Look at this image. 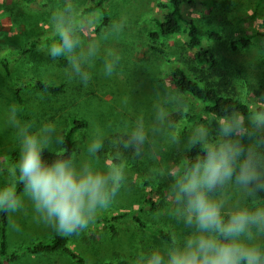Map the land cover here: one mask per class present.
<instances>
[{"label":"rangeland","instance_id":"374dc122","mask_svg":"<svg viewBox=\"0 0 264 264\" xmlns=\"http://www.w3.org/2000/svg\"><path fill=\"white\" fill-rule=\"evenodd\" d=\"M90 1L35 0L24 4L0 0V58L10 60V76L0 67V184L14 179L10 157L15 154L17 161L19 156L16 131L7 123L9 105L19 109V119L31 123L33 132L50 121L64 136L71 118L84 121L85 127L72 138V158L77 162L90 159L87 146L98 134L103 147L94 165L100 170L122 165L125 180L110 207L101 211L87 229L71 236L69 247L84 264H136L138 257L151 249L170 246L140 224L165 229L173 241L190 231L176 216L171 188L187 161L194 123L204 122L211 115L200 102L179 93L172 84L171 66L192 71L185 37L174 35L155 41L149 36L156 28L152 18L160 15L156 5L164 0H110L106 4L109 24L98 31V12L83 13ZM207 1L206 5L205 0H193V7L184 9L185 15L201 30L204 45L218 58V67L228 76L232 91L250 105L252 98H264V0ZM59 12L72 19L74 35L80 41L78 54L87 57L90 48L97 49L85 65L91 76L86 85L68 74V63L61 66L49 57L46 47H31L32 42L57 34L52 17ZM114 25L118 27L114 29ZM211 33L218 38L210 39ZM243 37L249 38V45L234 50L231 42ZM109 52L119 59L113 74L106 76L104 64L112 59ZM32 79L61 85L62 92L50 94L21 87ZM176 96L185 104L179 110L173 102L164 103L166 99L174 101ZM157 104L168 110L172 127L165 126L161 134L150 136V142L137 155L125 148L122 140L137 117L152 122ZM169 132L178 137L177 142L170 141ZM46 148L57 152L61 145L53 143ZM262 194H258L259 203H264ZM224 195L230 200L240 198L235 190ZM147 197L155 203L153 211L143 208ZM56 235L60 234L34 219L30 202L25 199L23 210L8 214L5 228L6 256L16 257L11 261L0 257V264H77L59 251L28 253L32 245Z\"/></svg>","mask_w":264,"mask_h":264},{"label":"clouds","instance_id":"9594fccd","mask_svg":"<svg viewBox=\"0 0 264 264\" xmlns=\"http://www.w3.org/2000/svg\"><path fill=\"white\" fill-rule=\"evenodd\" d=\"M52 20L58 40L47 48L48 56L64 58L68 74L86 85L91 76L85 65L97 49L90 48L87 57L78 54L80 41L71 17L59 12ZM84 27L82 23L80 28ZM109 56L111 62L104 64L106 76L113 74L119 59L114 52ZM170 102L177 110L185 107L179 96L164 101ZM249 103L246 117L225 109L221 115L194 123L188 143L198 146L200 154L181 166L171 188L176 216L190 231L171 246L140 255L136 264H264V203L258 202V194L264 193V98H252ZM18 113L14 104L9 105L7 123L16 131L19 156L12 170L14 179L0 184V213L23 210L27 199L34 219L57 234L71 236L87 229L113 203L125 180L124 167L112 164L100 170L94 165L103 147L98 134L87 146L88 160L45 159L44 149L53 143L62 145L64 137L50 121L33 132L31 123L21 122ZM165 126L172 127L169 112L157 104L151 123L142 116L135 119L123 146L138 155L150 136L161 134ZM169 138L178 141L171 132ZM228 190L237 191L240 198L230 200L224 195Z\"/></svg>","mask_w":264,"mask_h":264},{"label":"trees","instance_id":"16d2710c","mask_svg":"<svg viewBox=\"0 0 264 264\" xmlns=\"http://www.w3.org/2000/svg\"><path fill=\"white\" fill-rule=\"evenodd\" d=\"M24 4H33L35 0H19ZM110 0H91L87 8L83 13H90L97 11L99 14L98 25L96 30L106 28L109 24L108 13L106 4ZM206 5L208 1L205 0ZM193 0H164L159 1L156 5L157 10L160 12L158 17H153V23L155 30L149 32L151 39L159 41L162 39H168L174 35H183L185 37V48L190 56L187 62L192 66V71L189 73L186 69L173 65L170 67V77L173 86L181 93L188 95L204 107V110L209 115H221L225 109L239 111L245 117L249 114L251 105L241 100L232 91L229 86V79L226 73L219 69V61L214 52L203 43L202 32L194 21L187 19L184 9L193 7ZM210 39H217L218 36L214 33L209 34ZM58 35L51 37H45L40 40H36L31 43V47L42 45L48 48L52 43L57 42ZM249 45V38L243 37L238 40L232 41L231 46L234 50L240 47H246ZM61 66H66L67 61L64 58H56ZM0 67L6 76H10V60L9 58H0ZM30 86L33 89L50 93L58 94L62 92L61 85H52L43 82L39 79H32L28 84H21V87ZM20 90V87L17 88ZM19 101V96H16ZM71 126L64 134V143L61 145V149L57 152L50 151L47 148L44 149L45 159H55L58 157H70L73 153V135L80 129L85 127V122L77 120L76 118L70 119ZM200 154L198 146H191L188 148L186 159L187 161L193 160ZM11 165L14 168L16 159L15 154L10 157ZM18 190H21V185L16 182ZM264 196V194H262ZM155 203L151 198L147 197L143 202V208L148 211L155 209ZM8 214L0 213L1 224V242H0V257L11 261L14 260L16 254L11 257L6 256V241H5V228L7 224ZM137 223L141 221L136 218ZM146 230L154 233L159 237L161 241L170 246L174 242L169 233L157 226H146L140 224ZM74 235V234H73ZM71 235V236H73ZM71 236L56 235L51 239L39 242L32 245L27 249L28 253L38 255L44 253L62 252L68 255L77 264H84L83 260L78 257L69 247V240ZM103 264V263H102ZM108 264V263H105Z\"/></svg>","mask_w":264,"mask_h":264}]
</instances>
